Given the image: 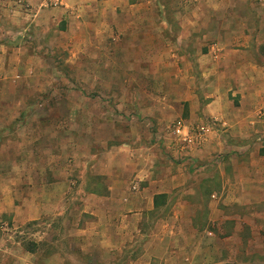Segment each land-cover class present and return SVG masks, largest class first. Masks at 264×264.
Masks as SVG:
<instances>
[{
  "label": "rangeland",
  "instance_id": "1",
  "mask_svg": "<svg viewBox=\"0 0 264 264\" xmlns=\"http://www.w3.org/2000/svg\"><path fill=\"white\" fill-rule=\"evenodd\" d=\"M43 1L34 12L14 1L31 16L51 11L40 28L10 34L24 64L0 94L12 109L0 115V264H264V202H240L232 165L243 145L191 99L199 81L193 39L241 38L239 23L256 22L264 0H66V11L61 0ZM260 125L251 148L264 140ZM51 169L70 171L78 187L67 206L69 196L38 219L31 198L39 192L21 183L49 179ZM140 171L146 176L134 178ZM163 180L164 203L146 210L142 196L135 208L131 196ZM108 186L111 200L83 201ZM126 204L137 221L125 230L117 213Z\"/></svg>",
  "mask_w": 264,
  "mask_h": 264
},
{
  "label": "crops",
  "instance_id": "2",
  "mask_svg": "<svg viewBox=\"0 0 264 264\" xmlns=\"http://www.w3.org/2000/svg\"><path fill=\"white\" fill-rule=\"evenodd\" d=\"M14 1L0 0V94L1 92H5V84L15 87V83H18V80L22 76L18 71L24 64L23 57L21 56L22 46H20V43L18 47L15 46L14 44L17 42L13 41L10 34L13 35L15 34L13 32L18 30L16 36L19 37L24 35V29L27 27L40 28L39 26L42 24H40L41 19L51 11L44 9L43 13H41L42 17L39 14L40 11L37 15L33 14L31 16L29 13L32 11L31 8L36 6L42 7L43 0H21L27 2L26 4L30 7L29 12L26 13L19 11V8L14 6ZM61 4L62 7L64 6L61 8L62 11H66L69 7L66 0H61ZM256 14L257 20L252 25L248 22L247 24L245 22L239 23V31L243 35L241 38L226 36L227 33H225L223 34L225 36H221V38L215 36V38L209 39L208 35L204 34L199 39H193L195 44L198 43L200 46L192 55L194 58L192 61L195 62L194 69L199 70V73H196L197 81L198 78L199 81L197 82L198 93L196 92L195 96L191 97V99L195 105L201 108V114L204 118L218 121L221 126H225V132L231 141H240L243 145L242 148H238V159L232 163L240 183L239 193L242 192L240 198L242 204L264 202V140L260 143H255L253 148H251V143L258 132L255 130V123L261 124L262 131L259 132V137L260 139H264V8H257ZM15 16H17L16 19ZM191 24L193 29L200 28L202 31L200 23L192 21ZM221 24L219 23L216 28L219 32L223 33V30L226 29L227 32L233 33L234 28L231 25L226 26ZM9 25L14 29H8ZM219 27L223 30H220ZM180 57L182 58L184 55L177 56L178 59ZM186 59L188 60V58ZM186 66L188 65L186 64ZM9 78L13 80L8 83ZM220 83H222L221 86H219ZM218 107H223L226 112L225 114H228L229 117H224L225 114L223 115V111L219 110L220 108ZM8 110L12 109L0 105V115H8L6 114L9 113L7 112ZM259 111H261V116H257ZM253 115L259 119L252 117ZM5 118H0L1 127H6ZM11 120H7V124H11ZM239 125L242 127L240 130L238 129ZM251 137L254 138L250 139ZM210 145V142L205 144L203 150L205 154L211 148L209 147ZM229 149L235 150V147L229 146ZM129 154L132 157L134 156V153ZM202 154L199 153L196 157L200 158L199 160L206 159V156H202ZM148 160H150L148 164H154L155 159ZM132 164L135 166V168L133 167V171H136L139 166L138 162L134 160ZM51 170L49 179L43 178L41 174V178L35 177L32 181L24 180L21 183L24 185L23 188L25 190L32 188L39 192L36 194L37 197L31 198L34 205L41 206L40 209H37V217H35L38 219L45 217L47 214L52 215L57 213L63 199L69 196L65 205L67 206L70 201L74 200L72 191L78 187L75 186L76 183L73 181V178L69 177L70 171ZM145 174L147 173L140 171L134 178H142L146 176ZM164 183L165 185L163 183L157 184V181L150 182L149 188L142 189L135 196H131V198L136 199L135 208L143 204L141 199H139L142 196H147L148 198L146 210H154L162 205L168 193V189H166L168 183L166 181ZM49 192L53 193L49 195ZM47 194L49 195L48 197L46 196ZM126 194L128 193L124 190L123 195ZM83 195L86 194L84 193ZM148 195H150V201ZM113 197L111 188L108 186L103 194L93 193L90 197H85L83 201L95 198L96 202L104 203L105 200H111ZM127 207V204L122 205L121 211L117 213V224H119L118 221L120 220L119 228H127V220H130L135 227L134 220L135 222L137 220L133 218L134 216L127 217L124 214Z\"/></svg>",
  "mask_w": 264,
  "mask_h": 264
},
{
  "label": "built area",
  "instance_id": "3",
  "mask_svg": "<svg viewBox=\"0 0 264 264\" xmlns=\"http://www.w3.org/2000/svg\"><path fill=\"white\" fill-rule=\"evenodd\" d=\"M52 2H54L55 4L58 2V0H51ZM183 125H181V123H178V125H177V127L175 128L176 130H175V133L176 134H181V132H183L182 131V129H184L185 127H182ZM186 129H188V128H186ZM186 137H184V138H187V139H192V136H189V135H185ZM189 136V137H188ZM191 143H194V139H192L191 140ZM133 189H135V187H133Z\"/></svg>",
  "mask_w": 264,
  "mask_h": 264
}]
</instances>
